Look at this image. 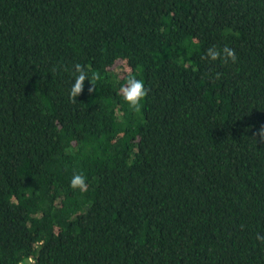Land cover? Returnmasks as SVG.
I'll return each mask as SVG.
<instances>
[{
	"label": "trees",
	"instance_id": "trees-1",
	"mask_svg": "<svg viewBox=\"0 0 264 264\" xmlns=\"http://www.w3.org/2000/svg\"><path fill=\"white\" fill-rule=\"evenodd\" d=\"M0 264H264V0H0Z\"/></svg>",
	"mask_w": 264,
	"mask_h": 264
},
{
	"label": "clouds",
	"instance_id": "clouds-1",
	"mask_svg": "<svg viewBox=\"0 0 264 264\" xmlns=\"http://www.w3.org/2000/svg\"><path fill=\"white\" fill-rule=\"evenodd\" d=\"M227 55L231 57L233 60H235V56L231 50L226 49ZM209 54L211 55L212 59L215 60L217 53H213L211 50L209 51ZM77 72L79 73L76 78L75 82L72 86V94L73 95H79L82 92V89L84 87V82L86 80V73L81 69L79 65L76 66ZM124 93V99L128 102L130 107L133 109H138L141 100L146 95V89L144 87V83L142 80L137 79H129L127 86L122 89ZM72 187L73 188H83L85 187V178L81 175H74L72 179Z\"/></svg>",
	"mask_w": 264,
	"mask_h": 264
},
{
	"label": "built area",
	"instance_id": "built-area-1",
	"mask_svg": "<svg viewBox=\"0 0 264 264\" xmlns=\"http://www.w3.org/2000/svg\"><path fill=\"white\" fill-rule=\"evenodd\" d=\"M30 262L33 263L34 261L31 259Z\"/></svg>",
	"mask_w": 264,
	"mask_h": 264
}]
</instances>
